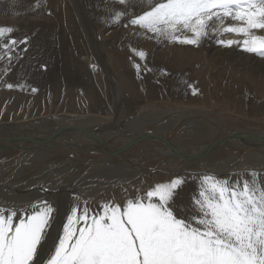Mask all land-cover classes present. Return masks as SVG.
<instances>
[{
	"label": "bare ground",
	"instance_id": "bare-ground-1",
	"mask_svg": "<svg viewBox=\"0 0 264 264\" xmlns=\"http://www.w3.org/2000/svg\"><path fill=\"white\" fill-rule=\"evenodd\" d=\"M50 2L56 8L53 7L58 14L59 21H63L62 16L65 19V23L62 22L64 24L62 34L67 43L65 54L74 56L77 64L76 56L80 52L86 59L84 66L89 64L91 56L86 51L88 47L85 49L84 45L80 44L81 40L77 36L79 33L75 34V28L70 26L67 0H51ZM0 18L3 19V16ZM232 23L237 22L231 20L225 22L226 25ZM30 29L33 33V27ZM41 29L46 30L45 32L40 31L42 33L38 34L39 38L47 35L49 39V35L53 32L47 28ZM96 31L105 39L98 43L95 42L97 40L92 41L91 35L88 36L90 39L88 45L93 54L92 59L100 64L103 75L87 78L93 87L91 89L93 93L88 100L92 101L90 103L94 111L92 107L83 110L82 100L75 96L73 89H69L67 99L70 103L68 102L69 105L65 111L62 107H58L59 103L51 105L49 103L51 107L47 109V112L36 115L43 95L57 93L54 97L60 98L57 86H51V92L45 87L47 76L45 78L43 67V63L47 62L46 57L52 53L54 60L59 61L56 59L59 53V50H56L57 45H42L38 49L34 44L39 42V38L38 41L35 39L34 41L33 38L26 37L27 44H32L31 50L23 51L24 45L18 50L20 53L26 52L25 55H27L25 61L22 60L24 61L22 67L25 69L27 66L32 72L26 80L19 78L20 69L16 72L17 78L13 79L15 71L19 68L18 65H13V60L19 63L23 54H20L19 59L14 58L11 61L8 60L7 63L0 62V75L10 70L3 82H0V103L8 101L11 110L16 111V114L22 113L11 121L0 119L1 205L20 209L30 206L37 200L51 203V207L56 211V214L55 212L53 214L54 220L50 228L49 242L51 243L58 238L68 207L70 208L72 195L80 196L82 201L91 207L101 206L104 202H115L123 206L127 199H135L138 195L143 196L157 183H162L160 180L156 181L157 183L152 182V179L149 181L146 177L156 171L169 170L171 172L169 176L181 175V173L190 171V173L202 171L214 175L224 174L226 171L234 172V170L235 172L236 170L243 171L239 174L249 173L250 170L259 171V174L264 173L262 172L264 171V143L260 141L264 138V121H258L262 120L263 111L254 110L250 116H247L248 119L239 116L240 112L230 111L229 108L218 104L214 105L215 109L206 106V108L191 110L190 108L183 109L181 104L176 105L177 100L180 101V99L175 100L170 96L169 90L166 91L167 85L169 86L166 84L167 77H159L162 80L155 81L150 72H147L145 76L148 78L144 77L145 79L135 76L133 67L143 63L140 59L136 58V62L128 56L131 48L129 44H125L123 36L125 33L129 35L131 31L129 27L108 34L104 29L97 30L91 27L84 28L83 32L87 36V33L95 34ZM58 33L59 31L56 34ZM232 35L230 38L235 37V33ZM110 39L116 42L107 46V40ZM139 46L146 49L154 61H159L158 64H161L163 70L173 69L178 73V71H187L185 69L192 67L191 78L201 81L199 88L204 92V81L206 82L204 74L208 73L211 67V63L206 59L203 64L204 68L199 69L196 68L197 64L202 63L204 59H194L191 51H184L182 47L177 48L174 43L163 42L162 47L161 42L159 48H162L157 50L158 48L153 47L151 42L145 39ZM199 46L198 50H203V46ZM62 51L65 52V50ZM177 54L182 55L181 60L173 56ZM61 60L60 58V62ZM62 63L66 64L65 60ZM84 66H82L83 69ZM79 69L81 70V67ZM67 76L70 77V75ZM233 77L237 87L246 81L247 85L252 87L250 90L255 92L254 95L264 94V81L261 80L264 78L244 77L242 73H237ZM38 82H41L39 87ZM98 83L101 86H98ZM171 83L170 86H172ZM7 84H12L13 88L9 89ZM26 88L32 91L36 89L38 93L31 106L28 104L30 95ZM172 89L171 92H173ZM98 92L102 94L99 93V96L95 97V93ZM123 96L130 105L138 106L140 111L137 114L131 116L124 109L126 106L122 101ZM202 98L205 96L200 93L196 99L201 100ZM104 108L108 111L105 115L100 112L101 109L105 110ZM171 148L184 153L176 154ZM209 148H211L210 151L206 153ZM160 174L167 175L165 172ZM237 178H240L238 174L232 181L234 182ZM254 178L258 184L264 186V177ZM97 183H102L106 188L95 191L94 184ZM130 183L131 188L135 189L137 194L132 193L126 197L124 191L121 193L120 188H114L115 184L128 186ZM106 190L112 192V198ZM73 198L72 200H76Z\"/></svg>",
	"mask_w": 264,
	"mask_h": 264
},
{
	"label": "snow or ice",
	"instance_id": "snow-or-ice-1",
	"mask_svg": "<svg viewBox=\"0 0 264 264\" xmlns=\"http://www.w3.org/2000/svg\"><path fill=\"white\" fill-rule=\"evenodd\" d=\"M119 3L143 4L125 27L138 26L158 42L199 46L212 35L235 33L244 39L217 43L264 57V36L253 32L264 30V0ZM125 14L114 10L110 22L118 24ZM227 20L237 23L226 25ZM12 32V27H0V46L9 61L19 58V44H27L26 37L3 39ZM137 55L146 56L143 51ZM183 184L181 178L157 183L123 206L104 202L99 211L86 202L82 209L74 206L51 243L54 209L46 201L20 209L0 206V264H264V186L255 178L230 182L205 174L193 199L195 213L186 216L174 204Z\"/></svg>",
	"mask_w": 264,
	"mask_h": 264
},
{
	"label": "rangeland",
	"instance_id": "rangeland-1",
	"mask_svg": "<svg viewBox=\"0 0 264 264\" xmlns=\"http://www.w3.org/2000/svg\"><path fill=\"white\" fill-rule=\"evenodd\" d=\"M50 1L51 0H0V16H3V19L0 18V20H2V22L0 21V27H12L13 28V32L10 35H7L6 37H4L3 38L4 40H8L11 38H15L17 40H23L25 37H31V38H33L32 40H34V39L37 40L39 38L38 34H41L42 32H45V30H46V29L43 30L41 28H47L53 32L51 35H49V39L47 38V35L41 36L38 39L39 42L35 43L34 45L38 49L40 47H42V45H44V46L57 45L58 46V48H56V50L58 49L59 53H57L56 59H58L59 61L54 60L55 57L53 56V53H52L51 55L47 56L48 58L46 57L47 62L43 63V67L45 70L44 71L45 72V78L47 76V78H46L47 84L45 85V87H47V89L51 92V86H54V87L57 86V90L60 93V98L57 99L54 97L57 93H50L48 91V93H50V94L43 95L42 102H41V105L39 108L40 111L38 110L39 113L37 111L36 115L37 114L42 115V113L47 112V109H50V107H51L50 105L52 103H59L58 107L59 108L62 107V109H64V111H65L67 105H69V103H70V100L67 99L68 92L70 91L69 89H73L72 91L75 92V96L82 100V109L83 110H86L87 107L93 108V106L91 105L92 101L90 100L91 101V103H90V101L88 100V97L91 96L93 93L91 91V89H93V87H92V84H90L87 81V78L90 76L96 77V76H103V75L101 74L102 68H101L100 64L97 63L96 60L94 61L92 59L93 54H92V51L90 49V45H88V41L90 40L89 39L90 35L92 37V41L97 40L95 42H98V43L105 38H102V36L100 34H98L99 33L98 31L95 32L96 35L93 34V32H90V34L87 33V36H86V34H84V32H83L84 28L86 29V28H90V27L93 29L95 28L97 30L98 29H100V30L104 29L106 31V34H108L109 32L113 33L115 30L118 32L119 30H124L125 28L129 27L131 29V31H129V35L127 33H125L123 36V37H125V41H124L125 44H127V45L129 44L128 46H130V48H131L130 49L131 52L128 54V56L130 57V59H134L136 62H137L136 58L140 59V60H142V63H143V64H141L142 66L139 65V67H136V66L133 67V71L135 73V76L141 77V78L142 77L148 78V76H145V75L147 74V72H150V74H152L151 76L154 78L155 81L161 79L162 77H167L166 80L168 82L167 83L163 82V83L169 84V86L167 85L166 91L169 90L170 96L172 98H174L175 100L178 98L180 99L181 102L177 100L176 105L181 104V107L183 109H189L190 108L189 110H191V109L206 108V107H211V108L213 107L215 109L216 106H214V105L218 104L221 107L229 108L230 111L235 110L237 112H240L239 116H241V117L243 116L245 118H248L247 116H250L252 114V112L254 110H257V109H259L261 112L263 111V113H264V101H260V100H264V94L261 95L259 93L258 95H254L253 93H255V92L250 90V89H252V87L248 86L247 85L248 83L245 80H244L245 82H243L241 86L239 85V87H237L233 81V78H234L233 76L237 73H242L244 77L249 76V78H253V79H256L254 77L264 78V57L258 56L256 54L248 53V52L244 51L238 45H232L230 47H225V46L219 45L217 43L218 39H223L225 41H227V40H240V39L242 40V39H244V37L242 35L235 34V37H233V38H230V35L233 36L232 35L233 33H224L220 36L212 35L210 38H205L200 43V45L203 46V50H198V48H200V46L194 47L191 45L174 43L177 48L182 47L184 51L185 50L191 51L190 53H192V56H194L193 57L194 59H201V58L204 59L201 61L202 63L197 64L196 68H199V69L204 68L203 64L205 63V59L207 60V62L211 63L212 68L209 67L210 72L208 71V73L204 74V77L206 78V79H204V80H206V82L204 81V83L206 85L204 84V87H203L204 92H203L199 88L201 81L197 78H196L197 80L196 79L193 80L194 78H191L192 77L191 72L193 69L192 67L185 69L187 71H184V70L178 71V73L174 72L173 69L168 70V71L163 70V69H161V64L160 63L158 64L159 61L158 62L154 61L151 58L152 55L150 53H148V51L146 49L139 46L146 39L147 41L151 42L153 47L158 48L157 50H161V48L163 47V42H166L169 44H170V42L163 41L162 47L159 48V45L161 44V42H158L155 38H150V37H152V34L144 33L143 30L139 29L138 26L128 24L127 27H125V25L128 22L126 20L133 18L134 14H138L143 10V8H144L143 4L136 3L135 7H133L132 5L130 6V4L121 5L119 3V0H76L77 3L75 2V0H67V5H68L67 10H68V14H69L70 26L73 29L75 28L74 29L75 34L79 33V34H77V36L81 40L80 44H82V46L84 45L85 49L88 47L89 50L86 49V51L91 56V59L88 61L89 64L84 66V61L86 59L82 53L78 52V55L76 56L78 65L76 64V60H75L74 56L71 57L68 54H65L67 51V47H66L67 43H66L65 38L62 34V26L64 25L63 23H65V19H64V16H62V18H63L62 22L63 23L61 21H59V18L57 17L58 14L55 10L56 8L51 4ZM72 1H74V2H72ZM53 7L55 9H53ZM114 10H123L126 13L122 17V19L120 20V22L118 24H113L110 22L111 15H112ZM3 21H4V23H3ZM82 25H83V27H82ZM30 27H33V33H32V29H30ZM40 31H42V32H40ZM57 31H59L58 35L56 34ZM253 32L256 35L264 36V30L263 31L253 30ZM94 35H95V37H94ZM115 42H116V40L110 39V40H107L106 45L109 46L111 44H114ZM21 46H23V48L26 49L27 51H30L32 48V44L28 45V44L21 43L17 46L16 51L21 49ZM51 50H54V49H51ZM62 50H65V52L63 53ZM139 51L145 52L146 56L144 59H141L137 55L136 52H139ZM241 52H242V54H241ZM21 54H23V55H22V57L20 56L21 61L19 63H17L16 60H13V62H14L13 65H15V66L18 65V67H19L15 71L13 79L17 78L16 72L20 69L18 71L19 78H22V79L25 78V80H26V79H28L27 77L32 72H30L31 70H29L27 68V66L25 69L22 67L24 64L23 62L25 61V58L27 57V55H25L26 52L21 53ZM173 56H176V57H178L179 60H181L180 57L182 55L177 54V55H173ZM7 57H8V53L2 48V46H0V62L7 63V61H8ZM14 58H16V57L13 56V59ZM60 58L62 59L61 62H60ZM22 60H24V61H22ZM49 60H50V62H49ZM63 60H65V62H66V64L64 63L65 65L62 63ZM156 62H157V64H156ZM67 65H68V69H67ZM62 66H64V67H62ZM82 66H84V69L82 68ZM80 67H81V70L79 69ZM36 71H34L35 74H36ZM8 73H10V70L5 72L3 75H0V77H1L0 82H3V79L7 76L6 74H8ZM58 75H60L59 76L60 78L58 77ZM67 75H70V77L68 78ZM52 76L54 78H52ZM172 76L173 77L175 76V77L173 78ZM159 77H161V78H159ZM70 79L72 81H70ZM261 80L264 81V79H261ZM157 82H161V81H157ZM169 82L170 83L172 82L171 83L172 86H170ZM194 82H195V85L197 84V86L194 85ZM174 83H175V85H174ZM40 84H41V82H38L37 86L39 87ZM97 85L101 86L100 83H98ZM164 87H165V85H164ZM170 87H171V89L173 87V89H172L173 92H171ZM96 88H98V87H96ZM215 88H216L217 92L214 91ZM26 90L28 91V93L30 95L29 100H28V104L31 106L34 104L33 103L34 97H35V95L37 96L38 93H37V91H32V89H30V88H26ZM111 91L109 93H111ZM219 91L223 92V93L220 94ZM211 92H212V94H210ZM32 93H34V94H32ZM99 93H100V95L102 94L101 92L95 93V97L99 96ZM200 93H201V95H204L205 98L198 100L196 98H197V95H199ZM217 94H219V95H217ZM207 96H209V97H207ZM230 96H232V98ZM218 97H220V98H218ZM46 98H48V99H46ZM230 99H232L231 101H233V102H231ZM208 100H209V102H208ZM234 100H235V102H234ZM122 101L124 102V105L126 106L124 109L128 111L129 115L132 116L134 114H137L140 111V110H138V106L136 107V106L130 105L126 101L124 96H123ZM183 101H186V102H183ZM1 103H0V108H2V109L5 108L4 111L2 109H0V112H1L0 116L3 114L0 117L1 120L3 118V120L5 119L6 121H11L17 115L18 116L20 114L22 115V113L16 114V111L10 109V102L5 101V103L4 102H1ZM49 103H50V105H49ZM200 103L203 104V106ZM204 103H205V105H204ZM209 103H211V104H209ZM196 104H199V105H196ZM108 107L111 108V106L109 104H108ZM92 110L94 111L95 109L93 108ZM5 111H6V113H5ZM100 112H101V114H104V115L108 113V111L106 109L105 110L101 109ZM241 113H244L245 115H243ZM256 120H258V118ZM258 121L263 122L264 116L262 117V120H258ZM236 171L237 172H235V170H234V172L233 171H231V172L226 171L224 174H220L221 176L218 174L216 176L223 178V179H227L230 182H233L232 179L236 178L237 174H238V176H240V178H237L236 180H234V182L237 180H240V179H242V181L253 180V175H251L250 173H255L256 174L255 177L258 176V178L264 177V173L259 174L258 173L259 171L255 172V171L250 170L249 173L246 172L243 174H239V172L241 173L243 171H239V170H236ZM162 172H165L167 175L160 174ZM190 172L181 173V175L169 176L171 174V172L169 170H165V171H161V172L156 171V172H153L152 174L147 175L146 177L149 178V181L152 179L153 180L152 182H155V183H157L156 181L159 182V180L162 183H169L173 179H176V178L183 179L184 184L177 190L176 195L174 197V204H175V207L179 211L180 214L190 216V215H193L195 213V205L193 203V199L195 196L198 195L199 181L203 175L208 174V173L202 172V171L201 172H192V173H190ZM262 172H264V171H262ZM186 173L189 175H187ZM94 185H95L94 186L95 191H101L103 188H106L102 183H99V184L97 183ZM131 187H132L131 183L128 186L127 185L123 186L122 184H115V186H114L115 189L120 188L121 193H122V191H124L126 193V197L131 195L132 193L137 194L135 189H133ZM106 191H108L110 193L109 196L111 197L112 192L110 190H106ZM75 192H77V191H75ZM73 197L76 198V200ZM72 198L74 200H72ZM69 205H70V208L68 207V211H67L68 214H70V209L74 206L79 205L78 206L79 208H81V207L83 208L85 206V202L82 201L80 196L72 195L70 197ZM0 206H3L5 208H10V207H7V206L1 205V204H0ZM87 206H88V204H87ZM88 207L91 208L90 210H93V211H99L100 210V208H99L100 206H97V205L96 206L93 205L92 207L89 205ZM54 212L56 214L55 210H54ZM54 212H53V214H54ZM67 213H66V215H67ZM64 222H66V216H65L62 224ZM61 232H62V225H61L59 234H61Z\"/></svg>",
	"mask_w": 264,
	"mask_h": 264
},
{
	"label": "water",
	"instance_id": "water-1",
	"mask_svg": "<svg viewBox=\"0 0 264 264\" xmlns=\"http://www.w3.org/2000/svg\"><path fill=\"white\" fill-rule=\"evenodd\" d=\"M260 141H262L263 143H264V138H262ZM173 151H175V153L176 154H181V153H184L183 151H181V150H178V149H173V148H171ZM210 149L211 148H209L207 151H206V153H208L209 151H210ZM204 155V154H203ZM201 156H202V154H201Z\"/></svg>",
	"mask_w": 264,
	"mask_h": 264
}]
</instances>
